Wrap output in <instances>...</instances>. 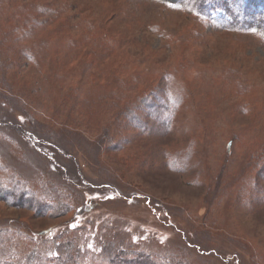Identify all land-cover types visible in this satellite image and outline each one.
<instances>
[{
  "label": "rangeland",
  "instance_id": "1",
  "mask_svg": "<svg viewBox=\"0 0 264 264\" xmlns=\"http://www.w3.org/2000/svg\"><path fill=\"white\" fill-rule=\"evenodd\" d=\"M179 6L0 0V239L22 264L76 244L264 264V32Z\"/></svg>",
  "mask_w": 264,
  "mask_h": 264
},
{
  "label": "trees",
  "instance_id": "2",
  "mask_svg": "<svg viewBox=\"0 0 264 264\" xmlns=\"http://www.w3.org/2000/svg\"><path fill=\"white\" fill-rule=\"evenodd\" d=\"M159 1H162L163 3H166V4L174 5V6L185 5L186 1H188L190 4H192L194 7H196L195 8V10H197L196 13L197 12L200 14L203 13V15H206L207 12H212L215 10H221L225 13V15L227 17V18L224 17V19H223V27L225 29H234V30L241 29L243 31L256 30V31L264 32V16H263V13L255 11V9L252 10L250 8V4H248V2H244V1L241 2L239 0H159ZM30 5L29 6H28V4L23 5L21 7V9L23 11L24 10L26 11L29 8L33 9L35 6V3H31ZM32 5H33V7H32ZM235 6H237L240 9V11L242 12L241 14H238L234 10ZM240 16H242V18H240ZM26 19H27L26 21L28 23H30L31 20H29V18H26ZM38 20H39V18H37V19L35 18L32 21L36 25L37 24L39 25V23L42 25L43 22L42 21L39 22ZM32 21H31V23H32ZM155 94L156 93H150V94H147V96L142 95L139 97L143 101L144 96H146V98H147L150 96H155ZM158 94H160V93H158ZM139 101H141V100L139 99ZM128 110H129V108L126 107L121 114L126 115ZM19 193H20V191H19ZM50 193H51V195H48L50 197H47V201L52 200V202H53V200H54L53 198L56 197L55 194H57V192L51 190ZM17 199H20V200L24 199V194L20 193L16 198H13L12 201L17 200ZM61 199H62V197H61ZM55 201H56L55 204L58 205L59 208H62V209L65 208L66 209V206L63 204V200L62 201L61 200L60 201L55 200ZM46 206H47V208L51 207L50 205L49 206L46 205ZM74 229H75V227H74ZM80 237H81L80 234L75 235L73 237L72 240H73L74 245H75V243H79L78 240L80 239ZM14 239L15 238L10 239V242H9V240H4L3 238L0 239V264H22L23 263L22 260L24 259V256H22L21 253H18L16 251V247H14L15 241H12ZM7 243H9V244H7ZM58 246H60L62 248L65 247L63 245V242H60V245H58ZM78 246L79 245L76 244L75 249H74V251H72L73 253H71V254L70 253L67 254L68 252L67 253L65 252L67 254V257H68L67 259H64V258L61 259L62 257L58 256V255L54 258L49 257L48 251L51 250L50 247L45 252H39L37 250L36 251L34 250L35 254L32 257V259L30 260V262H28L27 264H50V263H52V264H84V261H86L87 255H84L82 253L81 247H78ZM122 254L126 255V257H124V258L120 257V256H122ZM118 255H120L118 257L120 262H118L117 264H156V263H154V261L150 262L151 260H149V257L145 253H141L137 249L136 250L132 249L128 254L124 253L123 250L118 249L116 251V253L112 256V259H113V257H114V259L117 258ZM129 257H131V258L134 257V258L132 260ZM174 258H176V257H174ZM161 259L163 261L162 262L163 264H186L184 262V259L182 258V256L179 258H176V261L171 259L170 256H168V255L166 257L164 256V258H161Z\"/></svg>",
  "mask_w": 264,
  "mask_h": 264
}]
</instances>
